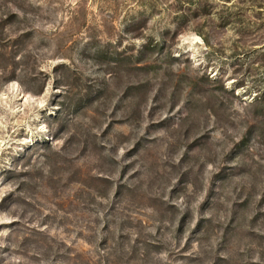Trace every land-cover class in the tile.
Listing matches in <instances>:
<instances>
[{"label": "rangeland", "instance_id": "374dc122", "mask_svg": "<svg viewBox=\"0 0 264 264\" xmlns=\"http://www.w3.org/2000/svg\"><path fill=\"white\" fill-rule=\"evenodd\" d=\"M0 264H264V0H0Z\"/></svg>", "mask_w": 264, "mask_h": 264}, {"label": "trees", "instance_id": "16d2710c", "mask_svg": "<svg viewBox=\"0 0 264 264\" xmlns=\"http://www.w3.org/2000/svg\"><path fill=\"white\" fill-rule=\"evenodd\" d=\"M132 24H134V22H132ZM130 25H131V24H130ZM148 45H149V44H147V43L144 44V45H143V48H145V50L142 48V50H140V51H141L140 54H139L138 56H136V57H133V56H132V58H135L136 60H140V59H142V58L144 57V55H145V52H146V49H147ZM135 59H134V60H135ZM259 97H260V96H259ZM261 98H262V97H260V99H261ZM248 133H251V131L249 130ZM248 133H247V134H248ZM245 138H246V135H245ZM239 146H240V144L235 145L236 150H239V151H240L242 148H240ZM237 152H238V151H237Z\"/></svg>", "mask_w": 264, "mask_h": 264}]
</instances>
